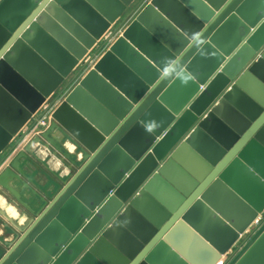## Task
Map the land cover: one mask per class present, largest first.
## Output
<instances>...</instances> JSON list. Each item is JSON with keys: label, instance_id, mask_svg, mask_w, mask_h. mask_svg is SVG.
I'll return each mask as SVG.
<instances>
[{"label": "water", "instance_id": "water-1", "mask_svg": "<svg viewBox=\"0 0 264 264\" xmlns=\"http://www.w3.org/2000/svg\"><path fill=\"white\" fill-rule=\"evenodd\" d=\"M135 1L0 3V154ZM44 122L0 175V264H219L264 215V0H150ZM35 144L72 171L51 194ZM225 264H264V217Z\"/></svg>", "mask_w": 264, "mask_h": 264}, {"label": "rangeland", "instance_id": "rangeland-1", "mask_svg": "<svg viewBox=\"0 0 264 264\" xmlns=\"http://www.w3.org/2000/svg\"><path fill=\"white\" fill-rule=\"evenodd\" d=\"M149 2H150V0H136L135 2H133V5L130 7V9L124 15H122L119 18V20L116 21V25L113 27V31H115L113 33V35L110 36V38L108 40H105L104 38L100 39V42L86 56L87 57L85 59L86 63L79 65L75 69V71L71 74V77L68 78L67 81H65L63 83V85L58 90H56V95L60 94L58 96L59 100L54 101L53 99H51V101H48V104L39 112V114H38L39 116L37 118L34 117V119H32L31 122L27 124V126H26L27 128L24 129L22 132H20L18 137L14 138L9 143V145L2 151V153L0 154V175L6 169H11L10 165L13 162V160L19 155V153H21V152L25 153V148L29 145V143L33 140V138H35V136H40L41 133L45 132L46 129H48L49 126L44 122V119H47L49 122H51L53 120V114L60 107V106H55V105L58 104L61 100L63 101V99L64 100L66 99V97L68 96V91H70V89H72L73 86L77 82H79L80 79H82V77L84 76V72L88 71L92 68L91 67L92 63H94L95 60H97V59L99 60L101 58L102 54L108 50L109 46L111 45V42L116 41L118 34L121 33L126 27H128L132 23V21L136 17V15L143 8H145L147 6V4H149ZM66 120L70 123V119L69 120L66 119ZM73 127L75 128V126H73ZM90 133H91V131H90ZM81 136L85 137L84 134H81ZM58 137L59 138L57 140L53 139V138L52 139L59 146H61L62 143H66L64 141L65 139H63V137L59 133H58ZM85 138H87V137H85ZM76 141L78 142V140H76ZM24 143H26V146L24 145ZM92 144L97 145L98 143L93 141ZM70 145L73 146L72 144H70ZM33 147H35V145L32 146V148ZM74 151H77V150L74 149ZM72 154H75V153H73V152L69 153V155H72ZM56 155L59 157V160H61L62 163L63 162L69 163L67 160H64V158L62 157V155L60 153H57ZM72 158L75 159L76 157H72ZM29 160L31 162L32 167L35 168L36 167L35 166V160L31 159L30 157H29ZM37 168L38 167H36V170H38ZM23 180L25 181V178H23ZM16 182L17 181L14 180L12 182V184H14ZM17 183H19V182H17ZM19 184H20V187L18 190L14 187L13 188L15 191H17L20 194V193H23L24 191H26V189L22 188L21 182ZM29 186L31 189H33V187L31 185H29ZM35 192L40 194L39 191H35ZM40 195H42V194H40ZM250 232L248 235H244L241 237V241H239L234 246L233 250L230 253H228L225 256V258L223 259V261L220 262L219 264H225V262L227 261V258L231 256L232 252H234V250H237L242 245V243L245 241L247 236L252 234Z\"/></svg>", "mask_w": 264, "mask_h": 264}, {"label": "crops", "instance_id": "crops-1", "mask_svg": "<svg viewBox=\"0 0 264 264\" xmlns=\"http://www.w3.org/2000/svg\"><path fill=\"white\" fill-rule=\"evenodd\" d=\"M109 37H110V35L105 36L103 38L105 40H108ZM113 42L114 41H112L111 44ZM98 61H99L98 59L95 60V62L92 63L91 67H93ZM86 72L87 71H85L84 74ZM77 84H78V82L73 86V88H75L77 86ZM72 89H70V91ZM70 91H68V94L70 93ZM59 95L60 94L56 95V93H54L51 96V98L49 99V101H51V99H53L54 101L55 100H59L58 99ZM64 101H65L64 99H63V101L61 100L55 106H61L62 104H64ZM38 114L35 116V118H37L39 116ZM64 116H67V117L70 116V123L69 124H68V122L64 121ZM61 118L65 122V125L70 127L71 130L69 129L68 131L72 135V137L75 138L76 140H77L76 135H78L81 139H83L81 134H84L85 137H87V139L91 138L88 141L84 140L85 142H88L89 144H92L93 141H97V140L101 139V137L97 134V132L92 128L91 125H89L87 122L84 123L80 117H78V116L75 117L73 112H68V113L66 112V113L62 114ZM72 126H75V129ZM90 131H91V133H90ZM24 145L26 146V143H24ZM36 145L37 144H35V147L32 148V152H33L34 156H29V153H26L28 157H30L31 159L35 160V166L38 167L37 168L38 170H36V167L35 168L32 167L33 170L35 171V175L36 174L40 175L41 177H43L42 178L43 180H47L48 179L50 181H55L59 185H62L63 181L65 182V181L69 180L71 175H72L71 174L72 171H71V169H69V165H68L69 163H66V162L62 163V161L59 160V157L55 154V150H54L53 147L52 148L51 147L50 148H46L43 145H39V144L37 146ZM12 186L18 190L19 187H20V184L16 182V183L12 184ZM23 193L25 195H30V196L29 197H24L22 195ZM23 193H21L22 201L31 203L30 199H32L33 196H31V194L28 192V190L24 191ZM3 223H4L3 220H0V238L1 237L3 238L4 236H6V235H4V232H3V227H2Z\"/></svg>", "mask_w": 264, "mask_h": 264}, {"label": "bare ground", "instance_id": "bare-ground-1", "mask_svg": "<svg viewBox=\"0 0 264 264\" xmlns=\"http://www.w3.org/2000/svg\"><path fill=\"white\" fill-rule=\"evenodd\" d=\"M66 119H70V116H64V121L65 122H68ZM68 124H69V122H68ZM73 127V126H72ZM75 129V128H74ZM51 138H53V139H58L59 137H58V132H53L52 133V135H51ZM91 138H89V139H87V138H85V137H83V139H81L82 141H84V140H90ZM63 142V141H62ZM60 143V142H59ZM62 145H63V149L66 151V152H73L74 153V147L73 146H71L70 144L68 145V144H66V143H62ZM61 145V146H62ZM22 162H21V166H22V168H23V170H24V174L27 176V178H30L31 180H32V182H33V185H34V187H39L40 188V191H42V192H45V193H47V194H51L53 191H54V185H53V183L50 181V180H43L42 178L43 177H41L40 175H38V174H36L35 175V171L33 170V168H32V165H31V163L30 162H28V161H26V160H21ZM59 174V173H58ZM61 178V177H60ZM64 182V181H63ZM24 197H29L30 195H25L24 193L22 194ZM141 204H143L144 206L143 207H145V209L148 211V212H150L154 217H155V219L156 218H160V216H161V213L160 212H158L157 211V209H153L152 207H150V206H146L143 202L141 203ZM223 261V260H222ZM221 261V262H222Z\"/></svg>", "mask_w": 264, "mask_h": 264}, {"label": "built area", "instance_id": "built-area-1", "mask_svg": "<svg viewBox=\"0 0 264 264\" xmlns=\"http://www.w3.org/2000/svg\"><path fill=\"white\" fill-rule=\"evenodd\" d=\"M263 217H264V215L259 216L258 219L256 220V222L249 228V230L246 232L245 235H248L251 230L252 231L250 233H253L256 230V228H258L259 224L262 222Z\"/></svg>", "mask_w": 264, "mask_h": 264}, {"label": "snow or ice", "instance_id": "snow-or-ice-1", "mask_svg": "<svg viewBox=\"0 0 264 264\" xmlns=\"http://www.w3.org/2000/svg\"><path fill=\"white\" fill-rule=\"evenodd\" d=\"M0 3H3V0H0Z\"/></svg>", "mask_w": 264, "mask_h": 264}]
</instances>
